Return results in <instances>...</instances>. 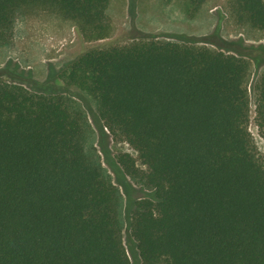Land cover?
<instances>
[{
    "label": "trees",
    "instance_id": "trees-1",
    "mask_svg": "<svg viewBox=\"0 0 264 264\" xmlns=\"http://www.w3.org/2000/svg\"><path fill=\"white\" fill-rule=\"evenodd\" d=\"M186 1L191 17L207 2ZM110 3L0 0V48L13 44L18 19L39 13L104 39ZM227 9L264 35V0H229ZM157 37L88 49L59 73L136 151L117 162L152 190L129 220L142 263L264 264V155L249 130L264 44L227 40L218 29ZM254 90L264 138V70ZM123 207L83 106L0 81V264H132Z\"/></svg>",
    "mask_w": 264,
    "mask_h": 264
},
{
    "label": "rangeland",
    "instance_id": "rangeland-1",
    "mask_svg": "<svg viewBox=\"0 0 264 264\" xmlns=\"http://www.w3.org/2000/svg\"><path fill=\"white\" fill-rule=\"evenodd\" d=\"M229 0H207L198 15L190 16L186 0H111L108 13L112 21L110 35L100 40H87L71 22L52 13H39L18 19L11 46L0 48V81L22 84L46 94L73 96L86 110L94 128V142L103 164L120 186L124 196L123 239L132 264H143L130 231V213L137 199L152 196V190L136 184L125 175L117 162L120 152L137 156L124 141L114 138L100 119L95 102L79 89L66 85L59 73L80 54L94 47L122 45L134 38L158 36L171 40V34L185 33L198 38L219 31L221 38H244L246 44H264L258 30L238 26L227 9ZM202 43V42H201ZM264 66L254 68L251 83L249 130L259 152L264 155V138L256 123L254 85Z\"/></svg>",
    "mask_w": 264,
    "mask_h": 264
}]
</instances>
